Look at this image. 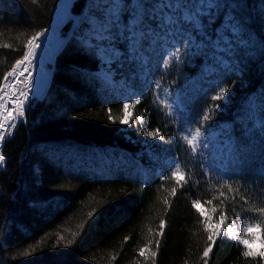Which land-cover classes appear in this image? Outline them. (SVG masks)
I'll use <instances>...</instances> for the list:
<instances>
[{
    "label": "trees",
    "instance_id": "obj_1",
    "mask_svg": "<svg viewBox=\"0 0 264 264\" xmlns=\"http://www.w3.org/2000/svg\"><path fill=\"white\" fill-rule=\"evenodd\" d=\"M57 1L0 0V44L11 45L0 48V80L23 54L27 38L48 27ZM86 1H73L70 11L80 14ZM225 12H231L248 34L234 47L235 67L219 75L229 92L225 100L213 102L211 85L203 92L198 89L186 110L196 118L218 104L209 128L231 123L227 166L229 174L236 173L229 181L239 189L236 201L227 188L220 190L228 196L225 210L230 215L235 207L243 219L252 221L258 216L245 209L264 205V126L246 120L245 102L254 93L264 109V0H225L219 14ZM220 23L221 17L213 31ZM76 33L56 55L49 86L50 78L34 84L33 98L41 97L48 86L43 98H32L26 121L2 146L6 164L0 169V264H153L154 251L155 264H204L207 233L191 202L218 196L224 178L218 170L206 171L202 159L176 136L175 120L154 102L152 91L142 89V102L131 109V127L120 124L123 98L94 73L98 55ZM126 42L121 46L128 53ZM201 58L195 55L167 69L155 67V76L174 86L191 76L196 84ZM108 109L115 122L109 121ZM157 128L167 141L161 149L185 170L182 187L160 161L161 171H156L152 155L136 139L139 130ZM162 175L169 178L161 181ZM161 219L166 224L159 235ZM72 233L78 234L75 239ZM70 239L73 244L67 246ZM145 245L147 259L139 255ZM242 251L243 246L221 236L208 264H260L259 258L242 257Z\"/></svg>",
    "mask_w": 264,
    "mask_h": 264
},
{
    "label": "snow or ice",
    "instance_id": "obj_2",
    "mask_svg": "<svg viewBox=\"0 0 264 264\" xmlns=\"http://www.w3.org/2000/svg\"><path fill=\"white\" fill-rule=\"evenodd\" d=\"M35 3V0H33ZM215 3V0H213ZM93 15L92 18L96 20V24L92 25L86 23V26L93 33V42L99 39L100 44L104 46V51L107 56L105 63L111 64L113 60H119L120 56L117 54L118 50L113 46V41L117 38L127 41L129 47V56L133 61H143L141 55L145 49V45L152 46L153 44L163 47L167 44L168 37H179L183 39L185 34L188 36V49L186 54L190 53V41L193 40L192 33L189 28L196 29L199 32L203 24L200 23L201 18L204 17L205 12L214 9L210 7L206 0H92ZM198 23L200 27H197ZM235 28V25H231ZM48 29H42L36 31L34 35L27 38L23 45V54L15 60L11 65V68L3 73V78L0 80V145H2L6 137L13 135L18 124L25 122L27 119V112L31 107V101L34 96V69L36 67V58L38 50L44 43V38ZM11 45L4 43L0 44V48L8 49ZM111 49V52H109ZM184 54L180 52L179 47L176 48L171 54H163L162 62L159 67L167 68L173 60L177 63L183 60ZM111 72L103 77L105 83H111ZM153 87V95L155 96V102L158 103L161 108L167 109V115L172 116L176 111L180 117L179 121V137L188 148L191 150L193 156L202 155L200 152L201 145L204 149L208 148V144L204 143L205 127H211L209 121L213 119L215 110L219 108V105H214L206 108L202 116L197 118H189L184 115L180 110V105L176 102H169L167 98L169 95L168 88H162L159 80L155 81ZM215 92L211 96V100L222 101L226 93L229 92L227 87H219L218 90L213 89ZM161 93L164 95L162 96ZM142 96V94H140ZM140 98L126 97L125 102L122 105L121 112L122 117L119 119V123L122 125H129L132 121L133 113L130 109H133L136 105L141 103ZM112 110L108 109V119L110 122H115V118L112 116ZM143 116L137 117L140 123H143ZM197 123L198 126L191 128L189 131H185L184 124ZM264 124V122H262ZM144 135L150 139H156L159 137L161 142L167 143L164 140V136L161 134L160 129L157 128L153 131L145 130ZM231 158V153H229ZM175 168L171 170V177L175 180L176 184L183 186L186 183V174L180 171L181 165L175 160ZM6 164V156L0 152V168H3ZM205 167H208L207 165ZM225 178L223 183L219 185L217 189L218 196H214L213 199L201 201L200 199L192 200V207L197 210L201 217L203 229L207 233V245L204 247L202 257L204 264H208V258L213 250V246L217 239L221 236H227L231 240H235L238 245L243 246L241 253L242 257L246 259L255 260L259 258L260 264H264V206L255 207L253 209H245V211H253L258 218L252 221L244 220L241 217V213L233 208V213L230 215L225 209L227 208L226 200L227 194L220 189L227 188L228 193H231V199L233 202L237 199V192L239 189H233L231 183L235 172L229 174L228 166L225 165ZM212 169H210L211 171ZM208 173H205L207 175ZM261 175H264L262 173ZM168 176H161V181L167 180ZM243 179L242 176L236 181ZM163 186V185H161ZM176 189L173 188L172 195L174 196ZM243 199L244 203H247L246 198ZM219 202L214 204L213 201ZM165 205H169L167 198L164 199ZM89 217L93 213H88ZM165 220L161 219L159 225V235L163 234L165 229ZM83 229L84 225L80 226ZM77 233H72L73 239L77 237ZM63 239V237H59ZM259 240L261 249L259 251L251 248V244ZM150 243V242H149ZM73 240L67 241V246H71ZM160 240H156L157 249L159 248ZM148 251V246L139 250L141 257L147 256L145 253ZM28 255V253H25ZM153 258V264H155V257L157 252H151Z\"/></svg>",
    "mask_w": 264,
    "mask_h": 264
},
{
    "label": "rangeland",
    "instance_id": "obj_3",
    "mask_svg": "<svg viewBox=\"0 0 264 264\" xmlns=\"http://www.w3.org/2000/svg\"><path fill=\"white\" fill-rule=\"evenodd\" d=\"M206 3L214 9L210 10V12L206 11L204 17L201 18L200 23L203 24V27L200 28L199 32H197L194 28H189V31L193 36V40L190 41L189 54H186V50L188 49L187 34H185L183 39H180L179 37H168L167 44L163 47L156 44H153L152 46L145 45V49L141 54L143 56V61L139 59L133 61L129 56V47L127 42L126 45L128 47V53L124 52L125 49L121 46V42L125 40L117 38L113 41V46L118 50L117 54L120 56V59H114L111 64L105 63L104 61L107 59V56L104 51V46L100 44L98 38L95 42H93V33L86 26V23H90L92 25L96 24V20L92 18L94 11V9H92V0L86 1L81 13L78 15V19L75 22L72 19H68V21L59 30V35L61 37H65L71 26L74 25V30L77 31V38L88 47L93 48L98 55L99 66L97 70L94 71V73L98 74L103 79L105 74L110 70L111 83L107 84L116 88L117 92L123 98V103L125 102L126 97L140 98L142 89L152 91L153 93L154 89L150 85H154L155 81L159 80L161 82L162 88L169 89V95L167 97L169 102H176L179 104L180 110L184 113V115L191 118L186 110V103L188 99H190L191 94H194V91H198V89L203 92V90L210 87V85L212 86V89L216 90H218L219 87H224L221 83L219 75L222 70H230L235 67V60L233 58L234 47L248 39V34L245 33L244 29L241 27V24L235 19L231 12H225L223 13V16L219 14L224 6L225 0H215V3L213 0H206ZM70 5L69 12L72 13L70 11ZM219 17H221V23L217 25L213 31V23ZM81 21L83 22L82 26H80ZM231 25H235L236 27L233 28ZM197 27H200L199 23ZM177 47H179L180 52L184 54L183 60L181 62L191 60L195 55L202 57L201 59H203V63L198 75L196 76V84H194V77L191 76L188 77L187 80L181 85L176 86L172 85L171 83L163 82L155 76L154 70L155 67H159L160 63L162 62V55L171 54L176 50ZM109 52H111V49H109ZM173 63L177 62L173 60L171 64ZM50 66H52V63ZM214 94L215 92L213 91L211 96ZM161 95L163 96L164 94L161 93ZM33 99H36V97ZM153 99L155 102L154 95ZM225 99L226 96L223 100ZM156 104L159 105L158 103ZM245 105L247 107L245 114L246 120L252 119L253 125L258 127L264 126V124H262V122H264V109L262 108V100L259 98V96L257 97L256 94L251 93L247 98ZM170 117H172L176 122L175 133L180 139V117L177 115L176 111H174L173 115ZM198 117L196 118L198 119ZM129 125H125V128H130L131 126ZM141 125L142 123L137 125V127L140 128ZM196 126H198L197 123H193L191 125L184 124L183 128L187 132ZM143 131L145 132L144 129L137 132L138 138L136 139L139 140L141 149L148 152L150 156L152 155L150 160L154 161L153 164L158 165L156 166V171L158 173L161 171V167L158 164L159 161L170 171L175 168V163L172 162L173 160L181 165L176 157L161 149L162 145L165 143L161 142L159 137L156 139H150L144 135ZM205 132L206 134L204 137V143H207L209 146L207 149H204L202 144L200 152L203 154H198L196 157H200L202 159L203 166L206 171L210 172V169H212L211 171L218 170L220 177L224 178V166L227 165V161L230 159L229 153L232 155L233 136L231 134V123L229 121H224L218 123L216 126H213V128H209L206 125ZM182 143L185 144L183 141ZM70 153H72V151H70ZM90 159L91 158H89V160ZM105 160L107 159L105 158ZM206 165L208 167H205ZM180 171L185 173V170L182 168V166L180 167ZM250 246L257 251L261 249L259 240Z\"/></svg>",
    "mask_w": 264,
    "mask_h": 264
},
{
    "label": "bare ground",
    "instance_id": "obj_4",
    "mask_svg": "<svg viewBox=\"0 0 264 264\" xmlns=\"http://www.w3.org/2000/svg\"><path fill=\"white\" fill-rule=\"evenodd\" d=\"M71 1L73 0L60 1V7L56 11L53 20L51 19L52 22L50 21L51 25L48 27L49 31L46 33V36L42 38L44 43L41 45L36 58L34 84H36L39 80H43V82L46 83L50 78V64L53 62L55 53L63 41V38L59 35L60 25L65 19L68 21L67 17L69 14V5ZM1 150L2 145H0V152H2Z\"/></svg>",
    "mask_w": 264,
    "mask_h": 264
},
{
    "label": "water",
    "instance_id": "obj_5",
    "mask_svg": "<svg viewBox=\"0 0 264 264\" xmlns=\"http://www.w3.org/2000/svg\"><path fill=\"white\" fill-rule=\"evenodd\" d=\"M60 1L61 0H58L57 2H56V4H55V6H54V10H53V15H52V20H53V18H54V16H55V13H56V11L59 9V7H60ZM78 15L77 14H73V13H70L69 12V14H68V17H67V19H72L74 22L78 19ZM52 20H51V22H52ZM67 21H66V19L62 22V24L60 25V29L62 28V26L66 23ZM51 25V23L48 25V27ZM48 27L46 28V29H48ZM73 29H74V25H72L71 26V28L69 29V31L67 32V34H66V36L65 37H62L63 38V41H62V44L60 45V47L58 48V50L56 51V53H55V56H54V59H53V64H54V61H55V57H56V55L58 54V52L62 49V47L65 45V43L68 41V39L73 35ZM39 51V50H38ZM53 65H52V67L50 68V71H51V74H50V80H49V83H48V86H49V84H50V81H51V77H52V73H53ZM48 86H47V88H48ZM46 88V89H47ZM45 94V93H44ZM44 94L41 96V97H38L37 99H42L43 98V96H44ZM3 145V144H2Z\"/></svg>",
    "mask_w": 264,
    "mask_h": 264
}]
</instances>
